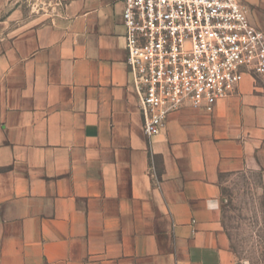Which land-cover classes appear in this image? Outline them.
<instances>
[{"label": "crops", "instance_id": "crops-1", "mask_svg": "<svg viewBox=\"0 0 264 264\" xmlns=\"http://www.w3.org/2000/svg\"><path fill=\"white\" fill-rule=\"evenodd\" d=\"M38 3L0 22V264H236L219 182L257 174L264 198L261 89L148 139L122 1Z\"/></svg>", "mask_w": 264, "mask_h": 264}, {"label": "built area", "instance_id": "built-area-1", "mask_svg": "<svg viewBox=\"0 0 264 264\" xmlns=\"http://www.w3.org/2000/svg\"><path fill=\"white\" fill-rule=\"evenodd\" d=\"M126 63L143 133L183 107L212 111L242 76L264 85V32L242 0H121Z\"/></svg>", "mask_w": 264, "mask_h": 264}, {"label": "rangeland", "instance_id": "rangeland-1", "mask_svg": "<svg viewBox=\"0 0 264 264\" xmlns=\"http://www.w3.org/2000/svg\"><path fill=\"white\" fill-rule=\"evenodd\" d=\"M40 2V0H39ZM38 0H0V22H8L10 11L25 9ZM37 12L40 8L35 6ZM255 9H250V19L255 22ZM24 14L19 18H23ZM261 23L256 25L264 32V12L258 14ZM248 84L264 93L260 79L242 76ZM240 81V82H241ZM221 224L229 251L236 264H264V198L257 174L242 173L220 177Z\"/></svg>", "mask_w": 264, "mask_h": 264}]
</instances>
